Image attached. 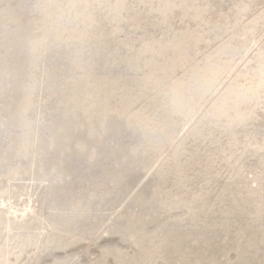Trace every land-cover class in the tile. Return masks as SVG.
Listing matches in <instances>:
<instances>
[{"label":"rangeland","instance_id":"374dc122","mask_svg":"<svg viewBox=\"0 0 264 264\" xmlns=\"http://www.w3.org/2000/svg\"><path fill=\"white\" fill-rule=\"evenodd\" d=\"M0 264H264V0H0Z\"/></svg>","mask_w":264,"mask_h":264}]
</instances>
